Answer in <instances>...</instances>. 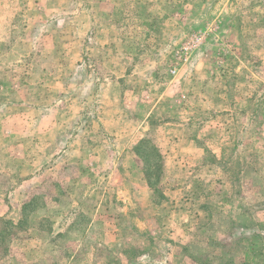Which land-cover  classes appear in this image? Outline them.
<instances>
[{"label": "rangeland", "instance_id": "1", "mask_svg": "<svg viewBox=\"0 0 264 264\" xmlns=\"http://www.w3.org/2000/svg\"><path fill=\"white\" fill-rule=\"evenodd\" d=\"M0 215V264H264V0H0Z\"/></svg>", "mask_w": 264, "mask_h": 264}, {"label": "trees", "instance_id": "2", "mask_svg": "<svg viewBox=\"0 0 264 264\" xmlns=\"http://www.w3.org/2000/svg\"><path fill=\"white\" fill-rule=\"evenodd\" d=\"M145 146L146 147L148 146V148L151 151H149V152L145 151L146 150V149H144ZM133 152L137 157L140 158V160L143 164V173H144L145 180H146L148 186L150 188L154 189L156 184L159 182V175H160V169H161L160 164H162V157H161V154H160L158 148L148 138L144 137V138H141L133 146ZM153 157H154V159L151 160V158H153ZM154 164H156V166H154ZM154 170H156L157 172H153ZM151 171L153 172V174H151ZM152 175H154V178H152L153 177ZM34 201H35L34 198H32V199H30L24 203V205L22 207V214H25L26 211H30L31 206H33V204L35 203ZM4 222L8 223L10 221L4 220ZM21 222H22L21 219L18 220L16 225L19 223L21 224Z\"/></svg>", "mask_w": 264, "mask_h": 264}, {"label": "crops", "instance_id": "3", "mask_svg": "<svg viewBox=\"0 0 264 264\" xmlns=\"http://www.w3.org/2000/svg\"><path fill=\"white\" fill-rule=\"evenodd\" d=\"M147 183V182H146ZM148 185V184H147ZM149 187V186H148ZM0 217H3L2 215H0Z\"/></svg>", "mask_w": 264, "mask_h": 264}]
</instances>
